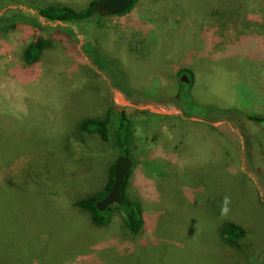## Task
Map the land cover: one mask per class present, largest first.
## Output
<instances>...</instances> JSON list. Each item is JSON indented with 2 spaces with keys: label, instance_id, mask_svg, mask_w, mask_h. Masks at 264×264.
Masks as SVG:
<instances>
[{
  "label": "rangeland",
  "instance_id": "374dc122",
  "mask_svg": "<svg viewBox=\"0 0 264 264\" xmlns=\"http://www.w3.org/2000/svg\"><path fill=\"white\" fill-rule=\"evenodd\" d=\"M94 1L0 0V264H264V124L245 117H264L260 4L135 0L83 24L38 13ZM109 103L130 123L137 233L115 206L100 226L75 203L109 180L114 151L79 128ZM228 221L244 229L233 243Z\"/></svg>",
  "mask_w": 264,
  "mask_h": 264
},
{
  "label": "trees",
  "instance_id": "16d2710c",
  "mask_svg": "<svg viewBox=\"0 0 264 264\" xmlns=\"http://www.w3.org/2000/svg\"><path fill=\"white\" fill-rule=\"evenodd\" d=\"M244 1H248V0H244ZM251 1L255 2L257 5L260 4L261 7L257 9L254 15H250V16H255V15H257L255 17L262 16L261 18L263 21L264 0H250L249 2ZM134 2L135 0L124 12L120 14L127 12L132 7ZM249 2L248 4H251ZM91 5L92 4H88L83 8H75L70 5H63L60 7H52V6L42 7L38 10V13L47 19L58 20L63 22H75L80 24H83L85 22H95L96 20L103 18L102 16L98 15L96 11L92 9ZM246 16H247V11H246ZM64 35L66 37V33ZM42 46H43V42L41 40L29 44V46L24 52L25 60L28 62H35L36 61L35 59L41 53ZM85 47L87 48L88 53L91 54L93 58L96 57V59L94 58L95 61H98L99 55L96 54L97 48H95L93 45H90V43L87 44ZM183 73L187 74L189 79L188 82H192L191 73L187 68L180 70V74ZM119 77H120V82L125 84L126 82L124 81L123 76H119ZM179 82L180 84L186 83L185 81H179ZM114 84L116 85V83ZM174 105L181 106L178 103H175ZM225 110H226L225 113L221 112L224 115H227L229 113H238V111L234 109H225ZM184 113L192 114L189 112L188 113L184 112ZM204 114L205 113H202L200 115L203 116ZM245 117L253 122H257L258 124L261 123H262L261 125L264 124V117L253 114H245ZM129 126L130 123L128 117L125 114V111L123 110L122 112H117L111 103H109L105 109L97 111L94 116H88L83 118L79 123L80 129L89 132H96L97 134H99L101 139L106 144H108V146H110V149L112 151H114L115 157H117V155L119 154L129 155L128 149L125 146L126 137L130 134ZM262 131L264 132V128L262 129ZM113 165L114 163H112L109 167V180L107 184L104 186V188L96 194L88 195L78 199L77 201H75V203L78 207L84 209L89 214L94 224L100 226L105 225L109 222L112 215L111 213L112 206H115L121 212L124 224L127 227V229L132 233H137L143 225L142 209L139 203L128 198L125 193L127 177L131 171L126 175L121 189L123 202L121 204L116 203L110 205L104 210H99L96 207L95 204L96 201L104 197L108 193L111 187L113 181ZM220 234L225 240H227V242L233 243L235 238L241 237L244 234V229L241 226L237 225L236 223L228 221L222 226L220 230Z\"/></svg>",
  "mask_w": 264,
  "mask_h": 264
},
{
  "label": "water",
  "instance_id": "95a60500",
  "mask_svg": "<svg viewBox=\"0 0 264 264\" xmlns=\"http://www.w3.org/2000/svg\"><path fill=\"white\" fill-rule=\"evenodd\" d=\"M134 0H95L91 7L100 16L118 15L124 12ZM180 80L187 82L186 75H182ZM133 159L130 155H117L113 165V181L108 193L100 200L96 201V207L99 210H104L113 204H121L123 196L121 189L126 175L133 168Z\"/></svg>",
  "mask_w": 264,
  "mask_h": 264
},
{
  "label": "flooded vegetation",
  "instance_id": "af4514ba",
  "mask_svg": "<svg viewBox=\"0 0 264 264\" xmlns=\"http://www.w3.org/2000/svg\"><path fill=\"white\" fill-rule=\"evenodd\" d=\"M182 81V80H181ZM188 82V81H187ZM180 109H182L183 110V108L181 107V106H178ZM262 124V123H261Z\"/></svg>",
  "mask_w": 264,
  "mask_h": 264
}]
</instances>
